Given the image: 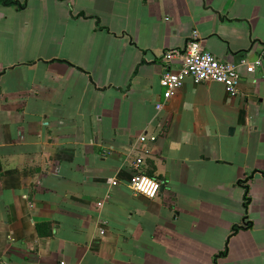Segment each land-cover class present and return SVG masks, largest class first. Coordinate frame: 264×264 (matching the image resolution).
<instances>
[{
  "label": "crops",
  "instance_id": "obj_1",
  "mask_svg": "<svg viewBox=\"0 0 264 264\" xmlns=\"http://www.w3.org/2000/svg\"><path fill=\"white\" fill-rule=\"evenodd\" d=\"M194 30L262 63L157 109ZM263 43L264 0H0V264H264Z\"/></svg>",
  "mask_w": 264,
  "mask_h": 264
},
{
  "label": "built area",
  "instance_id": "obj_2",
  "mask_svg": "<svg viewBox=\"0 0 264 264\" xmlns=\"http://www.w3.org/2000/svg\"><path fill=\"white\" fill-rule=\"evenodd\" d=\"M176 60L181 64L172 69ZM260 56L255 62L241 58L240 64L246 66L248 71H254L256 66L262 63ZM162 63L165 71L161 76L160 84L164 88V100L157 103V109L163 108L164 104L173 96L174 92L181 88L187 76H191L196 83L217 81L225 85L227 93L234 97L240 92L241 78L238 70L240 64L221 60L212 52L203 48L200 33L194 30L192 36L183 49H169L163 54ZM158 132H144L139 135L135 143H155L158 139ZM132 167V176L129 186L133 193L140 194L148 199H155L161 192V181L143 171L145 157L140 153L129 156L127 161ZM112 184H117V179H112ZM99 202L98 207L102 206ZM65 264V262H62Z\"/></svg>",
  "mask_w": 264,
  "mask_h": 264
},
{
  "label": "water",
  "instance_id": "obj_3",
  "mask_svg": "<svg viewBox=\"0 0 264 264\" xmlns=\"http://www.w3.org/2000/svg\"><path fill=\"white\" fill-rule=\"evenodd\" d=\"M263 45H264V43H263ZM263 57H264V55H263ZM234 130H235V128L232 126V127L230 128V134H232V133L234 132Z\"/></svg>",
  "mask_w": 264,
  "mask_h": 264
},
{
  "label": "trees",
  "instance_id": "obj_4",
  "mask_svg": "<svg viewBox=\"0 0 264 264\" xmlns=\"http://www.w3.org/2000/svg\"><path fill=\"white\" fill-rule=\"evenodd\" d=\"M9 2H12L13 0H8ZM81 14L85 15V13L81 12ZM237 230V227H234V231Z\"/></svg>",
  "mask_w": 264,
  "mask_h": 264
},
{
  "label": "rangeland",
  "instance_id": "obj_5",
  "mask_svg": "<svg viewBox=\"0 0 264 264\" xmlns=\"http://www.w3.org/2000/svg\"><path fill=\"white\" fill-rule=\"evenodd\" d=\"M44 25H47V23H45Z\"/></svg>",
  "mask_w": 264,
  "mask_h": 264
}]
</instances>
